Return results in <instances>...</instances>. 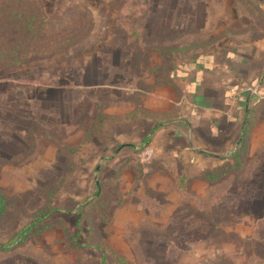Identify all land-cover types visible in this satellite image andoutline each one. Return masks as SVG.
<instances>
[{"label": "rangeland", "instance_id": "1", "mask_svg": "<svg viewBox=\"0 0 264 264\" xmlns=\"http://www.w3.org/2000/svg\"><path fill=\"white\" fill-rule=\"evenodd\" d=\"M45 2L88 18L76 42L0 67V242L55 211L0 264H264V100L240 168L213 181L200 172L233 158L189 164L154 132L186 110L179 71L264 33V0Z\"/></svg>", "mask_w": 264, "mask_h": 264}, {"label": "crops", "instance_id": "2", "mask_svg": "<svg viewBox=\"0 0 264 264\" xmlns=\"http://www.w3.org/2000/svg\"><path fill=\"white\" fill-rule=\"evenodd\" d=\"M260 8L264 10V5ZM259 33L257 37L243 33L242 40L200 54L178 72L185 79L186 110L169 126L154 131L173 141L166 150L206 167L239 146L246 110L264 100L252 91H261L264 85V33Z\"/></svg>", "mask_w": 264, "mask_h": 264}, {"label": "trees", "instance_id": "3", "mask_svg": "<svg viewBox=\"0 0 264 264\" xmlns=\"http://www.w3.org/2000/svg\"><path fill=\"white\" fill-rule=\"evenodd\" d=\"M85 14H88L87 10L81 5L73 6L62 15L56 16L48 9L45 0H0V16L7 20L1 29L8 32V28L13 26L15 22V24L19 25V29H10L12 32H10L11 37L9 39L5 36L7 32L2 35L0 67H19L30 58L46 56L53 51L61 50L65 45L76 42L81 37V31L83 30L81 22L84 18H88V16L85 17ZM258 105L246 110L247 119L243 127L239 146L229 155V158L235 160V164L215 166L211 170L204 169L200 172L201 178L213 181L229 170L240 168L241 163L238 164L237 160L245 153ZM161 126L162 124H157L154 129ZM154 129H152V132ZM150 139V136L144 137L143 144L148 145ZM171 160L178 162L176 158L171 157ZM180 177V183L185 184L188 180L186 174H180ZM183 186L181 185V187ZM97 187H100V183L97 184ZM100 195V192L95 193L96 199L100 198ZM8 204L7 199L0 196V219L5 214ZM52 211H55V209L42 210L37 213L35 220L21 228L8 242H0V250L6 251L15 248L26 242L31 235L40 232L42 228L46 227L47 223L45 224V220ZM97 247L104 252L102 257V263H104L106 261L105 252L107 251L102 246ZM117 260L122 262L124 258L117 257ZM211 264H231V262L227 257L219 256Z\"/></svg>", "mask_w": 264, "mask_h": 264}, {"label": "built area", "instance_id": "4", "mask_svg": "<svg viewBox=\"0 0 264 264\" xmlns=\"http://www.w3.org/2000/svg\"><path fill=\"white\" fill-rule=\"evenodd\" d=\"M254 94H257L259 98L264 99V85L262 86L261 91L259 89L252 90Z\"/></svg>", "mask_w": 264, "mask_h": 264}]
</instances>
